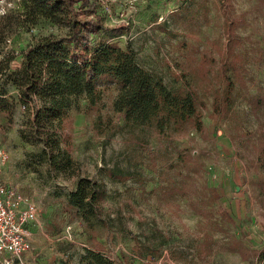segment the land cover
Masks as SVG:
<instances>
[{
	"label": "rangeland",
	"instance_id": "obj_1",
	"mask_svg": "<svg viewBox=\"0 0 264 264\" xmlns=\"http://www.w3.org/2000/svg\"><path fill=\"white\" fill-rule=\"evenodd\" d=\"M18 4L0 0V31L10 30L3 16L21 13ZM99 4L100 40L129 45L167 87L190 92L200 123L167 133L123 123L109 88L95 106L78 99L54 130L75 173L49 168L42 145L19 136L29 137L33 112L6 81L20 69L26 41L65 29L45 19L14 28L0 45V88L9 92L0 146L5 183L37 208L23 263L83 264L96 245L115 264H264V0ZM79 176L100 186L101 219L92 224L68 204Z\"/></svg>",
	"mask_w": 264,
	"mask_h": 264
},
{
	"label": "trees",
	"instance_id": "obj_2",
	"mask_svg": "<svg viewBox=\"0 0 264 264\" xmlns=\"http://www.w3.org/2000/svg\"><path fill=\"white\" fill-rule=\"evenodd\" d=\"M18 6L21 13L11 10L3 16L10 30L0 31V45L14 28H31L42 19L65 29L62 36L48 34L26 41L21 48L20 69L6 81L17 91L28 113L33 112L26 122L31 129L29 137L24 130H19V136L42 145L49 168L75 173L73 161L59 146L54 130L62 126L71 109L78 108V99L95 106L109 88L115 90L113 111L123 123L151 125L159 133L178 132L190 123L198 129L200 111L190 92L167 87L160 76L137 62L129 45L123 48L100 40L106 28L98 13L99 0H19ZM111 31L120 33L117 28ZM4 54L0 48V55ZM226 84L228 99L232 83L228 79ZM8 94L6 88H0V112ZM100 193L96 180L79 176L67 195L68 204L83 222L92 224L101 219L97 203ZM94 247L84 250L83 264H115ZM261 255L264 257V252Z\"/></svg>",
	"mask_w": 264,
	"mask_h": 264
},
{
	"label": "built area",
	"instance_id": "obj_3",
	"mask_svg": "<svg viewBox=\"0 0 264 264\" xmlns=\"http://www.w3.org/2000/svg\"><path fill=\"white\" fill-rule=\"evenodd\" d=\"M6 159L0 146V264H25L22 256L32 245L30 225L40 224L36 206L25 202L16 187L3 181L2 169Z\"/></svg>",
	"mask_w": 264,
	"mask_h": 264
},
{
	"label": "crops",
	"instance_id": "obj_4",
	"mask_svg": "<svg viewBox=\"0 0 264 264\" xmlns=\"http://www.w3.org/2000/svg\"><path fill=\"white\" fill-rule=\"evenodd\" d=\"M2 179H3V176H2ZM3 181H4V179H3ZM5 182V181H4ZM30 229H31V227H30ZM33 235V232L31 231V236Z\"/></svg>",
	"mask_w": 264,
	"mask_h": 264
}]
</instances>
